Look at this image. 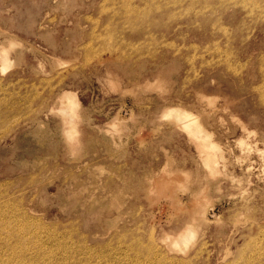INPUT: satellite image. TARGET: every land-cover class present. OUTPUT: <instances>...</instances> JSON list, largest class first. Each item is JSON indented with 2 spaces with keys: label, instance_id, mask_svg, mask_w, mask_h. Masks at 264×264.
Listing matches in <instances>:
<instances>
[{
  "label": "rangeland",
  "instance_id": "obj_1",
  "mask_svg": "<svg viewBox=\"0 0 264 264\" xmlns=\"http://www.w3.org/2000/svg\"><path fill=\"white\" fill-rule=\"evenodd\" d=\"M263 11L264 0H0V256L264 264ZM65 92L79 105L75 146L56 111ZM166 107L199 118L217 173ZM199 193L183 252L169 237Z\"/></svg>",
  "mask_w": 264,
  "mask_h": 264
},
{
  "label": "bare ground",
  "instance_id": "obj_2",
  "mask_svg": "<svg viewBox=\"0 0 264 264\" xmlns=\"http://www.w3.org/2000/svg\"><path fill=\"white\" fill-rule=\"evenodd\" d=\"M155 1V0H154ZM158 1V0H157ZM197 1V0H196ZM225 1V0H224ZM242 1V0H241ZM258 1V0H257ZM263 1V0H262ZM235 2V1H234ZM190 3V2H188ZM192 3V2H191ZM198 3V2H196ZM249 3V2H247ZM203 4V3H202ZM220 4V3H219ZM223 4V3H222ZM189 5V4H188ZM224 5V4H223ZM199 7V6H198ZM235 7V6H234ZM202 8V7H201ZM193 9H196V7ZM136 10V9H135ZM154 10V9H153ZM152 10V12H153ZM158 10V9H156ZM244 10V9H243ZM258 10V9H257ZM260 10V9H259ZM246 11V10H245ZM249 11V10H248ZM198 12V11H197ZM257 12V11H256ZM259 12V11H258ZM264 12V11H263ZM190 13V12H189ZM205 13V12H204ZM203 13V14H204ZM214 13V12H213ZM200 14V13H199ZM248 16V15H247ZM258 16V15H257ZM256 16V17H257ZM257 19V18H256ZM261 20V16L259 18ZM219 20V19H218ZM217 20V21H218ZM254 20V18H253ZM256 22V21H255ZM256 24V23H255ZM155 25V24H154ZM153 26V25H152ZM151 26V27H152ZM1 44V43H0ZM11 46V45H10ZM9 46V47H10ZM9 53H10V49L7 47V46H2L0 47V65H1V69H0V72L4 71L3 67L7 64L10 63V59H9ZM115 83V82H114ZM150 84V83H149ZM155 84H157L155 82ZM146 85V84H145ZM148 85V84H147ZM153 86V85H152ZM151 89V88H150ZM156 89V88H155ZM128 92V91H127ZM62 93V92H61ZM200 95V94H199ZM203 95V94H202ZM58 98V96H56ZM68 97H71L69 92H65L62 94V96L60 97V106L59 108L57 109L56 108V111L58 112V114L60 115V117L62 118V121H63V125L64 126V129H65V133H66V138L67 140L70 142L71 145L75 146L76 142H77V136H78V133H77V130L76 129V113H77V110H78V102L76 101H68L69 99H67ZM203 97V96H202ZM200 98H201V95H200ZM59 99V98H58ZM202 99V98H201ZM55 100V99H54ZM53 100V101H54ZM178 106V105H177ZM209 106V105H208ZM53 108V107H52ZM165 109V108H164ZM196 109V108H194ZM217 109V108H216ZM54 110V108H53ZM214 110V109H213ZM190 111V109H189ZM164 114L173 117V121H175L177 123V125L181 123V126L180 129H186L185 132L187 133L188 135V138L194 143V144H197L198 143V147L197 149L199 150L200 152V159H202V163H203V166H206V169L209 171V173H217V164L219 162V156H218V151L220 147H217L216 144H214L212 142V140L208 137L204 138L203 141H198L199 139V134H200V131H203V128L201 127L200 123L198 122L197 119H199L198 117L196 118L195 116H193L192 114L188 113V111H185V108L182 109L181 107H170V108H167L165 110H163ZM192 112V111H191ZM217 112V111H216ZM199 113V112H198ZM176 117H175V115ZM165 115V117H166ZM173 115V116H172ZM197 115V114H196ZM167 116V117H168ZM201 116V114H200ZM174 118L176 120H174ZM183 119V120H182ZM182 120V122H181ZM81 121V120H79ZM119 121V120H118ZM179 122V123H178ZM80 123V122H79ZM240 125V124H239ZM112 126V125H111ZM241 126V125H240ZM116 127V126H115ZM78 128V127H77ZM187 129H190V130H187ZM242 129V128H241ZM243 130V129H242ZM204 132V131H203ZM202 132V133H203ZM244 132H242V135H243ZM206 135V134H205ZM245 135V134H244ZM243 135V137H244ZM252 136V135H251ZM240 137V136H239ZM212 138V137H211ZM245 138V137H244ZM251 138V137H250ZM188 139V140H189ZM237 139V138H236ZM215 140V139H214ZM239 140V139H237ZM255 140V139H254ZM253 141V140H251ZM228 143V142H227ZM235 143V142H234ZM69 144V145H70ZM222 144V143H221ZM229 144V143H228ZM232 145V144H231ZM68 146V145H67ZM219 146V145H218ZM227 146V145H226ZM224 146V147H226ZM237 146V145H235ZM222 147V146H221ZM228 147V146H227ZM238 147V146H237ZM236 147V148H237ZM258 147V146H257ZM223 148V147H222ZM230 148V147H229ZM227 149V148H226ZM232 150V149H231ZM239 150V149H238ZM226 151V150H225ZM233 151V150H232ZM197 153V152H196ZM233 153V152H232ZM237 153V152H236ZM235 153V154H236ZM198 154V153H197ZM240 155V154H239ZM254 156V155H253ZM199 157V155H198ZM230 157V156H229ZM233 157V156H232ZM256 157V156H255ZM235 158V157H234ZM246 158V157H245ZM253 159V158H252ZM247 160V158H246ZM251 160V159H250ZM259 161V160H258ZM200 163V161H199ZM221 163V162H220ZM219 163V164H220ZM250 163V161H249ZM257 163V162H256ZM201 164V163H200ZM253 165V164H252ZM224 166V165H223ZM225 167H228V166H225ZM195 168V167H194ZM224 168V167H223ZM232 168V167H231ZM253 168H256V167H253ZM229 170V169H228ZM240 170V169H239ZM254 170V169H253ZM196 171V170H195ZM227 171V170H226ZM225 171V172H226ZM221 172V171H220ZM229 172V171H227ZM232 172V171H231ZM234 172V171H233ZM244 172V171H243ZM219 173V172H218ZM246 173V172H244ZM229 174V173H228ZM234 174V173H233ZM167 175V174H166ZM221 175V174H220ZM242 175V174H241ZM252 175V174H251ZM165 176V175H163ZM181 176V175H180ZM207 176V175H206ZM229 176V175H228ZM249 176V175H248ZM182 177V176H181ZM233 177V176H232ZM234 177H237L236 175ZM240 177V176H239ZM260 177V176H259ZM160 178V177H159ZM196 178V177H195ZM242 179V177H240ZM162 179V178H161ZM239 179V178H238ZM245 179V178H244ZM250 180V178H247V180ZM258 179V178H257ZM167 180V179H166ZM235 180V179H234ZM237 180V179H236ZM235 180V181H236ZM240 180V179H239ZM238 180V181H239ZM158 181V180H157ZM160 181V180H159ZM158 181V182H159ZM179 179H173L171 182L172 183H176L178 185H180V183L178 182ZM192 181V180H191ZM153 182V181H152ZM167 182V181H166ZM241 183H243L242 181H240ZM260 182V181H259ZM262 182V181H261ZM248 183V182H247ZM160 184V183H159ZM238 184V183H237ZM183 185V183H182ZM207 185V184H206ZM153 186V185H152ZM169 186V185H167ZM208 186V185H207ZM170 187V186H169ZM168 187V188H169ZM180 187V186H178ZM177 187V188H178ZM184 187V186H183ZM176 188V189H177ZM166 189V188H165ZM171 189V188H170ZM201 189V187H200ZM207 189V188H206ZM174 192V191H173ZM200 194V193H199ZM173 195V194H172ZM175 195V194H174ZM203 195V194H202ZM202 195H198V194H195L194 195V201H193V207L191 209V216H190V220L188 223H186L185 227L182 228V230L177 234V235H173L172 237H169L170 238V241H171V245L172 246H175V247H179L178 250H181V251H185L186 248L189 246V244L191 243V241H193L195 238H196V235H197V231H198V227L199 226V223L202 222L201 220V211L203 209V207L205 206L204 203L205 202H199L198 200H201L204 201L205 198L202 197ZM171 196V195H170ZM173 197V196H172ZM174 198V197H173ZM172 199V198H171ZM205 216V214H204ZM203 217V216H202ZM206 217V216H205ZM204 217V218H205ZM213 217V215L211 216ZM218 218L214 217L213 218V221L214 220H217ZM208 220V219H207ZM209 221V220H208ZM216 222V221H215ZM1 235V234H0ZM3 238V237H2ZM262 239V238H261ZM257 242V241H256ZM262 248V247H261ZM20 249H22L20 247ZM25 249V248H23ZM27 249V248H26ZM254 249V248H253ZM28 250V249H27ZM26 250V251H27ZM32 250V249H29V251ZM28 251V252H29ZM33 251V250H32ZM31 251V252H32ZM37 251V250H36ZM254 251V250H253ZM27 252V253H28ZM30 252V253H31ZM35 252V250H34ZM37 253V252H36ZM34 253V254H36ZM256 253V251H255ZM33 254V253H32ZM33 254V255H34ZM9 255V254H8ZM28 255V254H27ZM30 255V254H29ZM7 255H5L4 257H6ZM258 257V256H257ZM29 258L31 259V257L29 256ZM251 258V257H250ZM256 259V257H254ZM253 258V260H254ZM243 259V258H242ZM16 258H14L13 260L11 259H8V257L6 258H3L0 256V264H16ZM223 260V259H222ZM225 260V259H224ZM247 260V259H246ZM31 261V260H29ZM243 261V260H242ZM249 261V260H248ZM253 262V261H252ZM42 264H51V261L47 260V259H43L41 261ZM28 264H34V262H28ZM39 264V263H38ZM251 264V263H250Z\"/></svg>",
  "mask_w": 264,
  "mask_h": 264
}]
</instances>
